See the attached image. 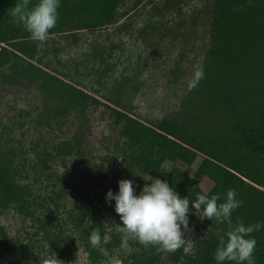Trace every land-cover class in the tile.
I'll list each match as a JSON object with an SVG mask.
<instances>
[{
  "label": "rangeland",
  "instance_id": "obj_1",
  "mask_svg": "<svg viewBox=\"0 0 264 264\" xmlns=\"http://www.w3.org/2000/svg\"><path fill=\"white\" fill-rule=\"evenodd\" d=\"M133 1L117 8L113 24L82 29L73 24L43 44L32 37L22 41L27 49L17 51L21 59L0 68V177L16 195V185L38 193L34 204L19 197L14 207L0 211V264H50V253L59 264H132L133 238L117 227L119 216L105 193L115 192L120 179L134 180L139 192L146 183L140 176L147 173L129 166L125 141L106 104L150 125L174 118L202 129L204 112L216 114L218 108L208 105L198 86L186 88L207 57L211 0H184L175 9L165 8L167 0ZM31 63L100 102L82 105L69 92L26 81L20 68ZM81 134L83 148L76 139ZM201 158L186 150L161 170L192 176ZM211 184L207 177L200 181L204 192ZM81 209L101 222L99 263L69 222L67 214ZM189 225L185 246L192 251L182 248L174 259L161 249L153 264H187L210 232L191 212Z\"/></svg>",
  "mask_w": 264,
  "mask_h": 264
},
{
  "label": "trees",
  "instance_id": "obj_2",
  "mask_svg": "<svg viewBox=\"0 0 264 264\" xmlns=\"http://www.w3.org/2000/svg\"><path fill=\"white\" fill-rule=\"evenodd\" d=\"M125 1L61 0L57 25L50 30L49 36L65 32L66 27L73 24L81 29L113 24L117 20V8ZM183 1L167 0L165 8L175 9ZM20 2L0 0V68L15 58L21 59L17 51L24 52L27 46L20 43L31 37L11 16L12 7ZM36 2L29 0V7ZM138 2L135 0L132 4ZM208 14L210 46L203 62L205 77L198 87L208 105L218 109L214 116L204 112L208 118L206 127L200 129L199 125L174 118H161L150 125L106 106L112 111L125 141L123 154L128 158L129 166L167 180L181 196L187 195L190 199L202 192L209 196L219 194L223 200L226 190L234 188L242 204L234 211L233 222L237 218L245 223L264 221V0H211ZM68 36L76 39L71 32ZM19 74L30 83L41 81L43 87L52 86L69 92L71 100L82 105L100 102L39 65L22 66ZM84 137L81 134L76 138L82 148ZM190 149L202 154L192 176L178 170H161L162 164L171 156ZM134 177L137 178V174ZM203 177L212 182L206 192L200 187ZM16 187L18 195L15 188L0 177V211L14 207L19 197L33 204L36 202L38 193ZM50 201L56 200L51 197ZM67 216L89 255L101 262L103 255L90 240L94 230L99 231L100 238L103 235L99 218L87 209L69 212ZM204 220L210 230L209 237L189 257L187 264H216L213 253L218 237L227 231V226L218 224L215 219ZM252 235L257 240L255 262L264 264V229ZM114 241L116 243L117 239ZM131 245L132 264H153L163 249L158 245L145 247L135 239ZM181 252L182 248L177 249L171 252V257L178 258Z\"/></svg>",
  "mask_w": 264,
  "mask_h": 264
},
{
  "label": "clouds",
  "instance_id": "obj_3",
  "mask_svg": "<svg viewBox=\"0 0 264 264\" xmlns=\"http://www.w3.org/2000/svg\"><path fill=\"white\" fill-rule=\"evenodd\" d=\"M60 3L61 0H37L29 7V0H21L12 7L11 16L34 40L43 44L50 30L57 25ZM204 77L203 65L196 67L187 80V91L196 88ZM140 177L146 183L139 192L134 180L120 179L115 192L109 189L105 193V202L119 216L120 223H116L119 229L145 247L158 245L169 252L183 248L187 254L192 251L190 246H185L186 233L191 231V212L201 220L215 219L218 224L227 226V231L218 237L213 253L216 264H256L254 252L257 240L252 233L264 229V221L245 223L237 218L233 222V213L242 204L234 188L226 190L223 200L219 194L209 196L202 192L190 199L187 195L181 196L167 180L155 178L149 173ZM90 240L93 246L99 244L98 230L93 231ZM59 262L55 254L50 253V264Z\"/></svg>",
  "mask_w": 264,
  "mask_h": 264
}]
</instances>
